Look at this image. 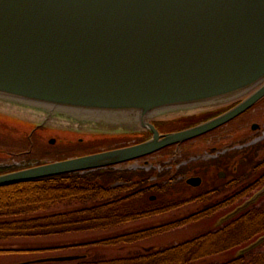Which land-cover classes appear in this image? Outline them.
<instances>
[{
	"label": "water",
	"instance_id": "95a60500",
	"mask_svg": "<svg viewBox=\"0 0 264 264\" xmlns=\"http://www.w3.org/2000/svg\"><path fill=\"white\" fill-rule=\"evenodd\" d=\"M263 97L264 0H0V111L38 117L37 127L152 132L128 146L1 173L0 186L151 155L214 130ZM234 102L181 130L161 133L153 122ZM263 194L264 187L226 218ZM262 242L264 235L242 252Z\"/></svg>",
	"mask_w": 264,
	"mask_h": 264
},
{
	"label": "trees",
	"instance_id": "16d2710c",
	"mask_svg": "<svg viewBox=\"0 0 264 264\" xmlns=\"http://www.w3.org/2000/svg\"><path fill=\"white\" fill-rule=\"evenodd\" d=\"M235 103L218 109L198 112L192 116L161 120L164 129L175 128L186 122H198L209 119ZM183 120V121H182ZM134 142L145 140L149 133L123 135ZM113 138H115L113 136ZM85 148L87 142L78 141ZM65 151V149H61ZM60 158H66L71 152H58ZM58 152V153H56ZM47 153H50L47 150ZM74 153V152H72ZM78 151L75 154H82ZM32 154L25 160L43 163L47 156ZM194 166L182 168L164 181V173H157L158 179H151L155 170H119L114 167L101 168L86 172L64 173L31 179L24 182L0 186V241L16 237L44 236L88 230H112L117 226L137 219L159 214L174 208L195 202L191 198L196 189L178 180ZM11 166H0V173L13 170ZM155 191L161 197L153 201L149 193ZM209 195L203 199V211H187L185 218L162 224L121 231L98 238L103 245L122 246L126 242L138 240L160 232L169 231L180 225L210 216ZM264 233V197L250 207L230 217L217 230L208 229L190 239L182 240L164 247H154L134 255L92 260L84 258L76 264H202L198 263L215 252L225 251L233 246L247 245ZM57 264V263H56ZM208 264H264V251L260 247L235 257L227 262Z\"/></svg>",
	"mask_w": 264,
	"mask_h": 264
},
{
	"label": "rangeland",
	"instance_id": "374dc122",
	"mask_svg": "<svg viewBox=\"0 0 264 264\" xmlns=\"http://www.w3.org/2000/svg\"><path fill=\"white\" fill-rule=\"evenodd\" d=\"M264 103V102H263ZM262 105V104H261ZM261 105H258V109L261 108ZM20 112V111H19ZM17 113V112H16ZM23 113V112H21ZM21 113H18L21 114ZM252 116L254 114H251ZM257 116V115H256ZM24 118L22 119L17 115H8L2 111H0V166H11L12 168L18 167V163L24 160H15L11 158L12 153H16L15 151H19L21 149H25L28 147V134L34 130L35 126L38 123H41L40 118L34 119L31 115H27L24 113ZM45 127V128H44ZM42 133H37L34 135L36 140V148L35 151L41 153L43 156H47L48 161L50 160H58L61 159L58 154L52 152L53 147L50 144L51 137L56 138L57 145L56 149H59L60 145L63 144L66 146L65 151L62 152H71L72 156L78 151L84 153H93L103 150H109L113 148L128 146L134 144V140L125 139L122 135L117 134L114 136L102 134L98 135L97 133H89V132H80L78 133H70L69 129H62L57 126H43L40 128ZM43 137L44 142H40L37 140V137ZM83 138L87 144L85 148L79 147V140ZM74 142V143H72ZM192 146L189 151L190 154L183 157L182 150L177 149V152L174 154L164 153L156 154L149 159L150 164L156 166V171H162L167 169V166H171L172 172L166 173L162 178L164 181H168L172 175L175 173L176 169L179 167L183 161H188V159L196 160H207L210 157V149L214 146L212 139L210 136L205 138H199L195 141H187L184 145ZM227 145H224L220 149L225 148ZM27 149V148H26ZM47 150L50 153H47ZM74 152V153H72ZM40 154V153H39ZM172 160V161H171ZM175 160V161H174ZM170 161V162H169ZM34 162V161H33ZM160 162L162 163L160 165ZM145 160H137L135 162H129L123 165H119V168H135L143 166ZM166 163V164H165ZM30 165V164H29ZM23 166H25L23 164ZM210 170V169H209ZM209 170L205 172L203 177L204 185L203 190L208 189L210 186V175ZM190 173V172H189ZM153 176V180L156 178ZM158 179V178H157ZM197 192V190H195ZM150 197H154L153 201L160 199V195L152 191L149 193ZM209 201V200H207ZM204 204V203H202ZM204 206V205H203ZM200 207V202H190L183 205H180L173 210H168L163 213L154 214L148 217H144L141 219L134 220L132 222H127L117 226L112 230H88V231H73L67 233H58V234H50L44 236H25V237H16L9 240H1L0 241V249L7 250H23L19 253H3L0 254V262H10L15 261L21 258H44V257H53V256H69V255H85L92 260L99 259H107V258H115L119 256L126 255H134L136 252L146 250H150L154 247H164L170 244L178 243L185 239H190L196 235L201 234L202 232L215 227L217 223L218 216L212 217H203L198 220H194L186 224V226L179 229H172L165 232H160L156 234H150L135 243L126 242L125 245L122 246H113V245H103L97 243L98 238L102 236H107L111 233L116 232H127V231H135L137 229H142L145 227H150L158 224L165 223L164 220H170L177 216H182L186 214L187 211L198 210ZM220 215V214H219ZM218 224V223H217ZM102 235V236H101ZM261 250L264 251V245H262ZM234 253V252H233ZM89 255V256H88ZM232 254L230 253H220L216 255H212L206 258L203 261H199L198 263L208 264L218 262L224 258H229ZM78 260H70L60 262L59 264H76Z\"/></svg>",
	"mask_w": 264,
	"mask_h": 264
},
{
	"label": "flooded vegetation",
	"instance_id": "af4514ba",
	"mask_svg": "<svg viewBox=\"0 0 264 264\" xmlns=\"http://www.w3.org/2000/svg\"><path fill=\"white\" fill-rule=\"evenodd\" d=\"M264 98L260 100L255 106L251 107L243 114L234 118L233 120L215 128L214 130L199 136L198 138L192 139L195 141L197 139L205 138L210 136L213 141L214 146L211 147L210 157L207 160L196 159L192 160L191 158L188 161H183L182 164L176 169L175 173L182 168H187L194 166L193 169L188 170L185 174L180 175L178 180L185 182L187 185L194 187L197 192L191 198H194L196 201L200 202V207L197 212H202L203 199L206 195H209V205L206 209L209 208L210 216H218L217 223L212 230H217L222 227L224 223L230 219L226 218L229 214L235 211L236 208L244 204L247 200L252 198L258 191L264 187ZM262 104V105H261ZM258 105H261V108L258 109ZM251 114H254L253 116ZM257 115V116H256ZM207 120V119H206ZM183 121V120H182ZM190 120H184V123H181L180 126L170 129H164L161 126V120H155V124L161 133L181 130L193 125L200 123L198 122H186ZM31 133H42L38 128H35ZM70 133H78V131L70 130ZM90 133V132H89ZM96 133V132H91ZM104 133V132H99ZM146 133H152L150 131ZM54 137H51V139ZM28 148L22 149L11 155L12 159H21L27 160L32 154H39L35 151L36 140L34 136L28 135ZM81 139V138H80ZM37 140L44 142L43 137L38 136ZM82 141V139L80 140ZM74 143V142H72ZM185 143V142H184ZM182 143L179 147L176 145L169 146L164 150V154H174L177 152V149L182 150L183 157L191 153L190 145H184ZM224 145H227L225 148L220 149ZM59 149H66V146L63 144L60 145ZM67 150V149H66ZM43 151V150H42ZM41 152V151H40ZM150 158V157H149ZM21 163V161H20ZM210 169V170H209ZM209 170L210 175L212 176L209 180L210 186L208 189H201L204 185L203 177L205 172ZM190 172V173H189ZM200 177L201 183L199 185H191L187 182L189 177ZM169 181V180H168ZM264 194L261 195L258 200L254 203H258ZM151 199H155L151 197ZM252 203V204H254ZM251 204V205H252ZM249 205L248 207H250ZM247 207V208H248ZM170 211V210H169ZM242 211V210H241ZM166 212V211H165ZM163 213V212H161ZM188 212H186L187 214ZM186 214L182 216H177L170 221H179L181 218H185ZM220 214V215H219ZM233 217V216H232ZM169 222V220H164ZM186 225H180L175 229L183 228ZM261 234L259 237L263 236ZM259 237H257L253 242H255ZM251 242V243H253ZM250 243V244H251ZM233 246L222 252H215L213 255L220 253H230L232 254L229 258H224L214 263H223L227 262L235 257L244 256L242 250L250 244ZM264 242L258 246L262 247ZM256 247V248H258ZM23 251L19 250H7L0 249V254L3 253H19ZM234 252V253H233ZM41 259V258H40ZM49 262H42L38 258H21L15 261L10 262H0V264H48ZM54 264V263H51Z\"/></svg>",
	"mask_w": 264,
	"mask_h": 264
}]
</instances>
